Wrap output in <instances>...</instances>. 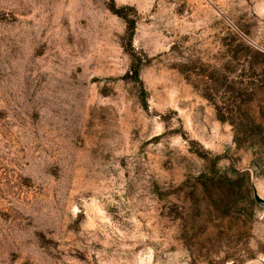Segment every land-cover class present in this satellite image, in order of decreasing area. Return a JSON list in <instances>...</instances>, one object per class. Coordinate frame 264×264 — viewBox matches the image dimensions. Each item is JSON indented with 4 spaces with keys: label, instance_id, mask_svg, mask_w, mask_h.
Here are the masks:
<instances>
[{
    "label": "rangeland",
    "instance_id": "1",
    "mask_svg": "<svg viewBox=\"0 0 264 264\" xmlns=\"http://www.w3.org/2000/svg\"><path fill=\"white\" fill-rule=\"evenodd\" d=\"M253 187L264 0H0V264H264Z\"/></svg>",
    "mask_w": 264,
    "mask_h": 264
},
{
    "label": "water",
    "instance_id": "2",
    "mask_svg": "<svg viewBox=\"0 0 264 264\" xmlns=\"http://www.w3.org/2000/svg\"><path fill=\"white\" fill-rule=\"evenodd\" d=\"M253 198L257 203L264 206V197L257 192L255 187H253Z\"/></svg>",
    "mask_w": 264,
    "mask_h": 264
},
{
    "label": "trees",
    "instance_id": "3",
    "mask_svg": "<svg viewBox=\"0 0 264 264\" xmlns=\"http://www.w3.org/2000/svg\"><path fill=\"white\" fill-rule=\"evenodd\" d=\"M114 10V9H113ZM133 76L139 78V65L133 66Z\"/></svg>",
    "mask_w": 264,
    "mask_h": 264
}]
</instances>
